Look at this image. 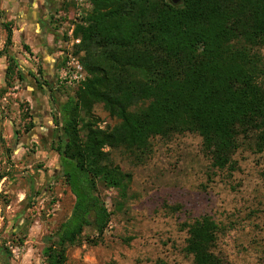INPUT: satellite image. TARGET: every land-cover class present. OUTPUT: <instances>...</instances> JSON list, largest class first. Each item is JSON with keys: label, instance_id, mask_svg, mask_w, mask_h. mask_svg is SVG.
Wrapping results in <instances>:
<instances>
[{"label": "trees", "instance_id": "trees-1", "mask_svg": "<svg viewBox=\"0 0 264 264\" xmlns=\"http://www.w3.org/2000/svg\"><path fill=\"white\" fill-rule=\"evenodd\" d=\"M89 2L74 34L87 78L59 107L58 154L74 204L42 251L45 264H66L85 229L102 237L111 213L100 187L115 191L117 211L125 207L132 177L113 151L138 162L153 137L197 134L211 168L233 172L241 145L264 150V0ZM96 105L114 126H97ZM218 230L207 215L187 226L192 264H228L217 250Z\"/></svg>", "mask_w": 264, "mask_h": 264}, {"label": "rangeland", "instance_id": "rangeland-1", "mask_svg": "<svg viewBox=\"0 0 264 264\" xmlns=\"http://www.w3.org/2000/svg\"><path fill=\"white\" fill-rule=\"evenodd\" d=\"M34 2L0 0V264H45L42 251L74 204L58 154L59 107L82 84L60 83V69L69 54L81 64L74 34L92 7L89 0H49L43 17ZM6 27L12 31L8 47ZM44 28L51 36L46 49L55 59L53 77L43 64ZM32 76L46 91L50 125L33 120L23 95L22 84ZM260 84L264 88V77ZM93 114L100 129L116 124L99 105ZM150 146L138 162L112 152L132 177L128 200L117 211L115 191L99 188L111 213L109 225L100 238L85 229L68 249L66 264H192L184 251L187 226L204 215L218 226L217 250L228 264H264V150L244 143L231 172L211 168L197 134L153 137Z\"/></svg>", "mask_w": 264, "mask_h": 264}, {"label": "crops", "instance_id": "crops-1", "mask_svg": "<svg viewBox=\"0 0 264 264\" xmlns=\"http://www.w3.org/2000/svg\"><path fill=\"white\" fill-rule=\"evenodd\" d=\"M36 3L35 5L37 6V12L38 11H42L41 12V16L45 17V15L47 14L46 12V8L49 7L50 3L49 0H35ZM36 10L34 11V13L36 12ZM40 15V14H39ZM39 18L38 16L35 14L34 18H33V23L35 25H38V21ZM41 25H44V23H40ZM47 28H44V30L40 33L41 37L43 39V51L42 54L43 56L46 57V59L43 61V64L45 65V67L47 68V75L48 77H53L56 74V67H54V63H55V59L54 56L52 57L50 55V53L47 51L48 49H46V44L49 42L50 40V35L47 34ZM29 40H26V43ZM29 73V72H28ZM31 74V73H29ZM23 85V95H25V97L28 98V102L30 104L31 107V111L33 114V120L39 121V119H41V121L43 122V124H51V117L49 116V105L47 104V102L44 103L43 100H45L46 98V94L43 93V91L46 93L45 90L42 89L41 86L38 85V83L35 81L34 78L28 79V81H26L25 83L22 84ZM40 116H39V115ZM39 116V117H38ZM36 117V118H35Z\"/></svg>", "mask_w": 264, "mask_h": 264}, {"label": "built area", "instance_id": "built-area-1", "mask_svg": "<svg viewBox=\"0 0 264 264\" xmlns=\"http://www.w3.org/2000/svg\"><path fill=\"white\" fill-rule=\"evenodd\" d=\"M73 43L79 45V39H74ZM86 74L79 61L71 56H66V61L60 69V83H65L69 86H79L86 81Z\"/></svg>", "mask_w": 264, "mask_h": 264}, {"label": "water", "instance_id": "water-1", "mask_svg": "<svg viewBox=\"0 0 264 264\" xmlns=\"http://www.w3.org/2000/svg\"><path fill=\"white\" fill-rule=\"evenodd\" d=\"M180 0H171L173 4H177Z\"/></svg>", "mask_w": 264, "mask_h": 264}, {"label": "flooded vegetation", "instance_id": "flooded-vegetation-1", "mask_svg": "<svg viewBox=\"0 0 264 264\" xmlns=\"http://www.w3.org/2000/svg\"><path fill=\"white\" fill-rule=\"evenodd\" d=\"M48 9H50V7L46 8V12H48ZM1 257H4V253H2Z\"/></svg>", "mask_w": 264, "mask_h": 264}]
</instances>
